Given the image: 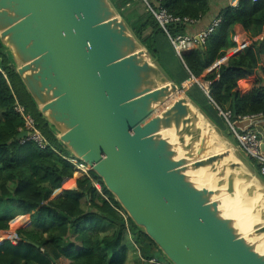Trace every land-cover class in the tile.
<instances>
[{
	"label": "water",
	"instance_id": "95a60500",
	"mask_svg": "<svg viewBox=\"0 0 264 264\" xmlns=\"http://www.w3.org/2000/svg\"><path fill=\"white\" fill-rule=\"evenodd\" d=\"M0 42L56 138L169 264H264L263 179L216 151L218 127L109 0H0ZM225 200L251 204V237L222 215Z\"/></svg>",
	"mask_w": 264,
	"mask_h": 264
},
{
	"label": "trees",
	"instance_id": "16d2710c",
	"mask_svg": "<svg viewBox=\"0 0 264 264\" xmlns=\"http://www.w3.org/2000/svg\"><path fill=\"white\" fill-rule=\"evenodd\" d=\"M109 1L172 81L181 86L182 80L195 79L208 85L205 93L198 82L193 83L187 96L220 130L227 132L221 113H230L231 124L244 117L264 118V0H240L235 7L226 5L214 20L218 25L204 44H197L182 58L176 55L169 36H184L189 28L203 22L209 16L211 0H151L152 8H162L175 18L191 21L167 26L169 36L143 0ZM236 26L248 35L250 45L206 73L235 47ZM167 43L181 63L179 78L168 73L160 58V46ZM0 69V234L9 230V223L15 218L30 217V227L17 232V243L2 241L0 237V264L164 262L156 245L134 225L95 173L78 179L75 190H66L53 198L63 182L76 173L63 158L71 156L40 114L1 42ZM17 105L33 118L48 142L46 149L34 142L21 145L17 139L25 127L24 120L15 112ZM226 136L231 138L230 133ZM249 162L255 163L251 159ZM256 172L259 174L258 168ZM94 183L101 185L100 192Z\"/></svg>",
	"mask_w": 264,
	"mask_h": 264
},
{
	"label": "built area",
	"instance_id": "2783aa9c",
	"mask_svg": "<svg viewBox=\"0 0 264 264\" xmlns=\"http://www.w3.org/2000/svg\"><path fill=\"white\" fill-rule=\"evenodd\" d=\"M257 1V0H253ZM145 5L147 6L148 11H150L161 28L165 31V33L168 35L167 26L171 24H177L180 22H186L190 23L188 19L181 20L180 18H175L171 15H169L164 9H154L151 7L150 3L151 0H143ZM218 21L213 22V24L203 33L197 35L196 37L193 36H177L175 38H171L169 35V39L171 41L172 46L174 47L175 53L179 58H182L184 53L193 50L197 47V44H204L207 37L213 32V30L217 27ZM193 83H197V80L190 79L187 85H191ZM184 87V86H183ZM207 93V92H206ZM15 112L21 116V118L24 120L25 127L24 130H20V133H26L27 137L20 140L21 145L26 142H34L40 149L44 150L47 148L48 142L47 140L42 136V134L38 131L36 128L35 122L33 118L26 114L24 108L20 105H17L15 107ZM228 123V125L231 126V128L234 130L236 134V138L239 142V148L240 150L248 156L249 159L253 160L255 163L253 164V167L257 170H259V174L261 177L264 178V138L259 136L256 130H253L252 128H249L248 130L244 131L243 133H238L235 129L234 124H231L229 122L230 113H221L220 114ZM259 118H262L260 115L257 116H250V117H244L240 118L238 121L240 122H252L255 120H258ZM67 162L72 164V166L75 168L76 174L82 176V177H89V168L83 164L81 161L73 158V157H63ZM94 187L100 192L101 186L99 183H94Z\"/></svg>",
	"mask_w": 264,
	"mask_h": 264
},
{
	"label": "crops",
	"instance_id": "0c3cea01",
	"mask_svg": "<svg viewBox=\"0 0 264 264\" xmlns=\"http://www.w3.org/2000/svg\"><path fill=\"white\" fill-rule=\"evenodd\" d=\"M239 1L240 0H211V10H210L209 16L205 20H203V22H201L200 24H196V26L189 28L188 34H186V35L196 37L197 35L203 33L214 22V20L218 16V13L220 12V10L222 8H224L226 5L235 7L238 5ZM234 32H235V36L233 37V41L235 43V47L227 53L226 57H224L222 60L216 62L209 70H207L206 73H209V72L213 71L214 69L218 68L220 65L224 64L230 57L234 56L235 54L242 52L245 48H247L250 45L251 41L248 38V35L242 30V28L240 26H236ZM262 37H264V32L261 35V38ZM159 55H160V58L162 59V61L164 62V67L168 71V73H170V75L174 78H179L178 75H179V69H180L181 63L175 57V54H174V51H173L171 45L168 43L166 45H161ZM258 76L262 78L263 75L261 74V72H259ZM188 82H189V80H187V81L182 80L181 81L182 85L180 86V87L184 86L183 91L186 95H187L188 90L193 85V84L187 85ZM197 82L200 84V86H201L200 88H202V90L206 93L207 92L206 89H207L208 85L207 84L204 85V83H202L200 81H197ZM0 118H1V112H0ZM234 126H235V129L236 130L238 129L239 131H246L249 128H252L253 130L257 131L259 136L264 138V118H259L258 120H255L252 122L237 121L236 123H234ZM248 162H249V159H248ZM248 166L252 170L256 171V169L253 167V164L251 162L248 163ZM77 180L78 179H76V180H73V179L65 180L63 182L62 188L53 194V198L59 197L66 190H75ZM69 182L71 183L70 185L68 184ZM15 220L21 221V222L24 221L25 225L30 226V217L29 216L17 217ZM5 233L6 232L1 233L0 237L3 238L4 237L3 235ZM4 240L5 239H3L2 241H4ZM138 256H139V254H137V257ZM152 262H151V264H157L156 260H153Z\"/></svg>",
	"mask_w": 264,
	"mask_h": 264
},
{
	"label": "rangeland",
	"instance_id": "374dc122",
	"mask_svg": "<svg viewBox=\"0 0 264 264\" xmlns=\"http://www.w3.org/2000/svg\"><path fill=\"white\" fill-rule=\"evenodd\" d=\"M0 72H1V69H0ZM184 93V92H183ZM226 121V120H225ZM226 126H227V129L225 132L220 130H216L215 129V137L216 139H218L223 148L226 149V150H230V151H233L236 153V155H238L239 157H241L247 164L249 163L248 162V156H246L239 148V142L236 138V134L234 132V130L231 128L230 125H228V123L226 122ZM226 133H230L231 134V138H228L226 136ZM208 175V174H207ZM81 176H79L78 174H75L74 177L72 178L73 180H76V179H79ZM101 186V185H100ZM238 191L241 192V193H244V187L243 186H240L238 188ZM226 201V200H225ZM229 208H230V212H231V215L232 216H235V215H246L248 216L249 214V211H250V208H251V204H246L245 207H244V211H240L239 208L237 207H234V208H231L230 205H229ZM16 219V218H15ZM14 219V221H10L9 223V230L3 235L4 237L2 239H5L6 240H11V241H15V243H17V240H18V236H17V232L19 230H22V229H26V228H29L30 226L29 225H25V222L24 221H16ZM258 221L257 217H253L249 223V227L252 229V225L253 224H256ZM132 245V243H129V245ZM134 247V246H132ZM153 263V262H152ZM157 264H168L167 260L165 259L164 262L162 263H157Z\"/></svg>",
	"mask_w": 264,
	"mask_h": 264
},
{
	"label": "bare ground",
	"instance_id": "6f19581e",
	"mask_svg": "<svg viewBox=\"0 0 264 264\" xmlns=\"http://www.w3.org/2000/svg\"><path fill=\"white\" fill-rule=\"evenodd\" d=\"M163 134H167V136H169L171 139L174 138V135L172 134V132L168 131V130H164ZM216 140V137L214 136L212 141L214 142ZM217 141V140H216ZM218 145H216V151L220 152L221 148H222V144L221 142H218ZM195 179L197 180V182L199 181L200 183H203V179L200 176H196ZM220 208L223 210L221 211L222 215L225 217H230L232 219H235V225L236 228L239 230V232L241 233V235L245 238H249L253 235L254 230H252L249 227V223L251 221L252 218H249L246 215H235L232 216L231 212H230V208L229 205L230 203L226 200L224 202H221L220 204ZM254 246L256 247V250H259L260 252H264V239H259L258 241L255 240V244Z\"/></svg>",
	"mask_w": 264,
	"mask_h": 264
}]
</instances>
